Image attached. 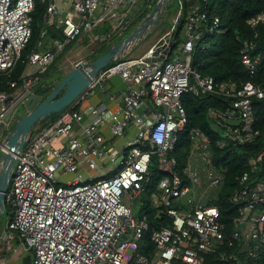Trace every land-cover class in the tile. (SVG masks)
<instances>
[{"label":"built area","instance_id":"built-area-1","mask_svg":"<svg viewBox=\"0 0 264 264\" xmlns=\"http://www.w3.org/2000/svg\"><path fill=\"white\" fill-rule=\"evenodd\" d=\"M137 1L70 0L72 9L56 19L62 38L53 41L54 49L32 50L27 64L45 70L57 51L109 18L119 16L113 30L100 35L99 41L119 34L129 23L130 6ZM47 2L44 21L48 24L59 8L55 0ZM34 4V0H0V72L10 70L20 58L31 35ZM179 4L166 34L143 54L98 72L69 107L33 131L19 152H12L15 164L4 198L12 214L0 236L17 234L32 251V264H211L212 260L259 264L264 256V144L235 175L237 185L229 200L236 213L230 227L221 220L217 205L205 203L216 199V193L209 195L206 190L220 188L227 170L226 165H214L208 135L196 127L188 132L190 158L198 156L202 165H193L189 158L187 165H176L173 154L177 134L188 124L183 94L207 93L225 99L229 106L224 110L208 112L227 120L224 129L229 140L245 144L260 134L253 101H264V83L217 81L191 66L194 43L203 35L222 31L220 17L205 8L194 7L186 14L185 37L177 57L169 59L172 34L181 16ZM247 22L252 27L264 22V13ZM46 33L45 27L40 36ZM254 48L252 41H242L241 62L251 76L261 63V54L252 53ZM110 72L119 73L125 81L120 94L108 96L121 99L120 117L108 120L106 105L92 104L90 119L84 123L76 104L88 98ZM38 81V75H27L18 90L0 91V128L9 125L12 110ZM9 85L14 87L16 81ZM115 138L123 141L115 142ZM228 142L217 139L216 148L223 149ZM2 150L9 151L5 138L0 140ZM152 154L163 171L152 203L157 215L171 220L169 226H151L134 214L130 203L149 182ZM81 160L86 165H80ZM85 169L92 173L83 178ZM56 173L71 176L61 182Z\"/></svg>","mask_w":264,"mask_h":264},{"label":"trees","instance_id":"trees-1","mask_svg":"<svg viewBox=\"0 0 264 264\" xmlns=\"http://www.w3.org/2000/svg\"><path fill=\"white\" fill-rule=\"evenodd\" d=\"M157 0H142V5L138 9L130 12V20L122 33L115 36L114 40L109 42L104 41L97 44L89 53L88 59L92 60L104 53L114 42L126 36L131 29L142 20L150 11ZM181 1V16L178 19L175 30L172 34V44L168 53V58H171L174 50H177L185 37L183 25L186 14L194 7L207 9L214 12L220 17L221 32L214 34L203 35L200 40L194 43L191 57V66L203 75H212L217 81H246L254 80L258 83H264V22L257 23L256 26H251L247 20L259 13H264V0H169L166 9L157 22V26L163 28V24H168V28L162 33L170 29L172 20L169 18L176 16ZM34 9L31 12V35L22 50L21 56L15 65L8 71L0 72V91L11 93L21 87L25 79L24 70L27 64L28 55L32 50H40L41 47L47 46L50 39L61 38L62 34L58 28L46 27L44 21V13L47 7V0H34ZM47 28V33L42 38L40 32L43 28ZM249 40L254 43L255 48L252 53L261 54V63L253 76L249 74L248 69L241 62L240 49L243 40ZM42 43L40 46L39 43ZM183 55V54H182ZM60 56V55H59ZM119 60H114L105 66V70L116 64ZM54 62L45 70L49 72L53 68ZM54 69V68H53ZM61 76V73L58 74ZM63 75V74H62ZM62 77V76H61ZM60 77V78H61ZM60 80V79H59ZM16 81L14 87H10L9 82ZM54 83L48 84L38 83L34 87V91L39 93L42 98H45L54 87ZM181 101L188 115V124L186 128L177 134V142L173 154L176 156L177 165H184L189 151V135L188 131L191 127H198L206 132L212 140L218 138H227L225 136L224 124H216V120L208 112L210 108L216 110H224L229 106L227 101L215 95L201 94L195 96L191 93H185L181 96ZM256 122L255 127L259 129L260 134L253 142L245 144H234L228 138V145L223 149L215 151L213 162L227 166L224 176V182L218 192L216 199L210 200L209 204L217 205L221 211V220L228 227L231 226L236 209L230 202L229 198L236 187L237 183L235 175L242 172L246 168L248 158L258 151L264 144V101L254 99L253 101ZM76 109H79V104H76ZM60 112L54 113L46 119L39 122L34 129V132L43 128L59 115ZM235 122V120H233ZM223 126V127H222ZM162 174L161 164L158 161L157 155L152 154L149 163V187L139 196V200L143 202L139 208L136 203L133 206V212L136 215L147 219L151 226H169L171 220L167 217H155V209L152 207L149 199L151 192L156 190L158 180ZM5 210L12 214L10 206L5 203ZM211 264H224L212 260ZM259 264H264V256L260 259Z\"/></svg>","mask_w":264,"mask_h":264},{"label":"water","instance_id":"water-1","mask_svg":"<svg viewBox=\"0 0 264 264\" xmlns=\"http://www.w3.org/2000/svg\"><path fill=\"white\" fill-rule=\"evenodd\" d=\"M168 1L157 0L147 15L126 36L114 42L101 55L90 61L80 60L73 64L45 98L36 93H31L24 98L21 104L27 112L15 120L5 136L9 151H0V213L5 210V191L15 164L12 152H19L22 149L25 139L33 133L39 122L69 107L89 86L98 72L118 59L137 40L144 37L150 26L160 20ZM163 57L161 55L159 59Z\"/></svg>","mask_w":264,"mask_h":264},{"label":"crops","instance_id":"crops-1","mask_svg":"<svg viewBox=\"0 0 264 264\" xmlns=\"http://www.w3.org/2000/svg\"><path fill=\"white\" fill-rule=\"evenodd\" d=\"M55 2L57 3L58 8H59V11L56 12V14H61L62 12H65V14H66L67 11L72 9L71 4H70V0H55ZM118 18H119V16H117L116 18H109L106 22H104L102 24H98L97 26H95V28H93L90 31H83L81 33V35L74 41H84V42L87 43V45L95 42L96 40L98 42L97 44L104 42V41H99L100 35H102L104 33L106 34L107 32L112 31L113 28H112V30H110V28H111V26L113 27L115 25L116 19L118 20ZM46 25H48L46 27H50V28L55 27V28L59 29L58 25H56V21H55V23H48V24L46 23ZM122 32H120V33H122ZM44 36L42 38H44ZM115 36L116 35H114L112 37L115 38ZM114 38H113V40H114ZM55 39H60V38H55ZM55 39H50L48 44H47V46L41 47L40 49H42V50H44V49H54L53 41ZM39 45L41 46L42 43L40 42ZM66 46H67V44H66ZM89 53H90V51H89ZM45 70L39 71L37 66L32 65V64H26V67H25V70H24L23 74H24L25 77L27 75H29V76L30 75H38L39 76V81L37 82V84L38 83L48 84V83L54 81V79L57 78V75L60 73V70L57 69V68H54L53 71H49V72H46ZM124 87H125V81L122 79V77L119 75V73L110 72V73L106 74L95 85L94 92L91 93V95H89L88 98L81 99L79 101V103H78L79 104V110L84 115V118H83L84 123H87L89 121V119H90V116H89V113H88V106L92 105V104H99V103L105 104L106 107H107L106 118L108 120H114L115 118L120 117V113H121V99L119 97H117V100H112L108 96H109V93H118V94H120L119 92L121 90H123ZM31 93H36V92L33 89V92H31ZM198 96H201V95H198ZM24 98L22 99L21 103L23 102ZM213 118L216 120V124L220 123L218 125H222V124L225 125L227 123V120H223L222 118H218V119L221 120V122L220 121L217 122L218 119L216 117H213ZM192 128H194V127H191L189 130H191ZM196 128H198V127H196ZM200 130H202V129H200ZM104 132H105L106 135H108L107 130H105ZM204 133H206V132H204ZM208 137L210 138L209 135H208ZM227 138H225V139L228 141ZM218 139H220V138H218ZM112 140L115 141V142H118V143L123 141V139H121V138H115V139H112ZM210 141H211V146H212V148L214 150V154H215V151L217 149H219V148H216V145H215L217 139L216 140H212L210 138ZM57 144H58V142H55L54 145H57ZM175 146H176V144H175ZM174 150H175V148H174ZM174 150H173V152H174ZM188 158H189V161L193 165H196V164L202 165V161H201V159L198 156L195 155V157L190 158V152L189 151H188L187 159H186V162H185L184 165H187ZM176 161H177V159H176ZM80 165H86V162L84 160H81ZM176 165H177V163H176ZM214 165H222V164L214 163ZM179 166H183V165H179ZM225 173L226 172H224V176H225ZM68 175L71 176V174H68ZM223 182H224V180H223ZM149 183H150V181L148 183H146L147 185L145 186V189L139 195H137L134 199H132L130 201V203L132 205V209H133V206H134L135 203H136V205L139 208L141 207V204L143 202H141L139 200V196H141L148 189ZM222 185H223V183H222ZM221 187L220 188H216V191L214 193H216L218 195V192L221 189ZM158 193H159V189L156 186V190L151 192L150 195H149V199H150V203H151L152 207L156 208L154 213H155V217H157V218L163 217L161 215H157L158 208L156 206H154V204L152 203V199L154 197L153 195H157ZM136 200H138V202H135ZM203 201H204V199H202L201 202H203ZM209 201L210 200H207V201H205V203L209 204L208 203ZM180 204L186 205L187 201H184V202L181 201ZM137 216H139V215H137ZM5 225H6V221H5V223H2L0 225V235H1L2 230H4V228H5ZM0 264H32V251L30 249H28L23 244V242L20 240V238L17 237V234H16V236L14 235L12 237H5V238H1V236H0Z\"/></svg>","mask_w":264,"mask_h":264},{"label":"rangeland","instance_id":"rangeland-1","mask_svg":"<svg viewBox=\"0 0 264 264\" xmlns=\"http://www.w3.org/2000/svg\"><path fill=\"white\" fill-rule=\"evenodd\" d=\"M141 5H142V0H138L135 4L130 6V12H133L134 10L138 9V7H140ZM64 15H65V12H62L61 14L53 13L50 23H55L58 16H64ZM174 18L175 17L169 18V21L172 20L173 22ZM163 25H164L163 28H160L159 26H157V23H153L148 29L145 36L137 40L131 47L127 49V51L124 52V54L119 56L118 59L116 60H121L123 58L136 57V56L143 54L148 49V47L151 46L153 42H155L159 37L163 36L164 34H166V32H168L167 30L166 32L162 33L164 29L168 28L169 23L163 24ZM112 28L113 27L111 26L110 30H112ZM113 38L114 37H110V39H108L109 42L112 41ZM97 43H98L97 40L88 45L84 41L69 42L67 46L65 47V49H63L62 51L56 52V55L54 58L55 60L52 61L54 62L53 68L59 69L61 76H62V74H65L72 67V65L76 64L78 61L80 60L90 61L88 59L89 51L91 52ZM175 57H177L176 50H174V52L171 55V58H175ZM53 68H51L50 71H53L54 70ZM61 76L57 75V78H55L54 81H52V83L56 84L59 81ZM36 94H39V93H36ZM12 112L13 113L11 114L9 125H4L3 127L0 128V140H3L5 138L6 132H8V130L10 129L12 124L15 122V120L22 114L26 113L27 110L22 104L18 103L17 106L12 110ZM81 173H82V177L84 178V177H87L89 174H91L92 171L89 169H85ZM56 176H57L58 181H61V182L62 181L64 182L67 178L70 177V175H67V174L65 176H60V173H56ZM215 191H216V188L212 187V188L207 189L206 193L209 195H212ZM135 202H138V200H136ZM8 218H9V212H7L6 210H3L0 213V225L2 223H5V221Z\"/></svg>","mask_w":264,"mask_h":264}]
</instances>
